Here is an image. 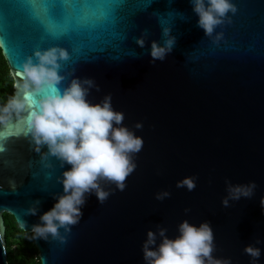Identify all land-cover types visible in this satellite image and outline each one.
Instances as JSON below:
<instances>
[{"label": "water", "instance_id": "1", "mask_svg": "<svg viewBox=\"0 0 264 264\" xmlns=\"http://www.w3.org/2000/svg\"><path fill=\"white\" fill-rule=\"evenodd\" d=\"M231 2L235 13L208 37L190 0H128L107 42L84 50L76 75L93 78L100 88L88 99L99 103L110 93L123 126L143 146L132 154L135 168L123 190L100 181L109 192L103 203L86 194L70 231L33 239L40 264H145L147 232L157 233L159 245L158 230L174 239L183 221L208 222L213 257L231 264H250L244 247L260 240L258 264H264V0ZM164 27L175 42L163 61H153L150 42L163 43ZM137 38L145 40L143 48ZM3 57L14 82L22 56L9 47ZM62 170L55 162L45 168L23 140L0 154V264H9L3 214L32 233L62 194L56 179ZM185 177L195 178L191 191L177 187ZM226 181H253L256 188L224 206ZM162 192L168 195L156 199ZM31 207L36 215L27 214Z\"/></svg>", "mask_w": 264, "mask_h": 264}, {"label": "clouds", "instance_id": "2", "mask_svg": "<svg viewBox=\"0 0 264 264\" xmlns=\"http://www.w3.org/2000/svg\"><path fill=\"white\" fill-rule=\"evenodd\" d=\"M128 0H2L0 2V57L13 47L20 60L14 75V93L0 101V154L23 140L36 153L45 168L57 164L63 169L57 181L62 194L39 217L31 228L32 239L57 237L61 229L79 222L86 194H95L103 203L109 192L100 181L106 180L123 190L125 178L134 170L132 154L143 146V140L126 126L124 114L112 105L111 94L99 103L88 97L99 91L93 78L76 75L77 64L84 50L106 43L114 28L116 15ZM197 25L205 36L213 37L216 29L229 19L236 8L231 0H190ZM163 43L150 42L153 61H163L171 52L174 38L167 27L162 29ZM219 39V34L215 36ZM143 48L145 40L137 38ZM137 128L142 127L136 124ZM67 167L65 168V166ZM195 178L185 177L177 187L195 188ZM2 187V185H0ZM8 187L14 189L11 180ZM256 184L233 185L226 181L229 199L251 197ZM157 193L156 199L167 196ZM31 207L27 214L36 215ZM25 222L21 221L23 226ZM179 235L169 239L164 229L158 230L161 240L156 245L157 233L148 231L142 245L145 264H231L230 258L217 259L213 232L208 222L199 226L183 221ZM261 243L244 247L250 264H258L262 255Z\"/></svg>", "mask_w": 264, "mask_h": 264}, {"label": "trees", "instance_id": "3", "mask_svg": "<svg viewBox=\"0 0 264 264\" xmlns=\"http://www.w3.org/2000/svg\"><path fill=\"white\" fill-rule=\"evenodd\" d=\"M13 94V79L4 57H0V101ZM5 245L9 264H40L33 233L22 231L14 217L4 213ZM16 250V252H15Z\"/></svg>", "mask_w": 264, "mask_h": 264}, {"label": "rangeland", "instance_id": "4", "mask_svg": "<svg viewBox=\"0 0 264 264\" xmlns=\"http://www.w3.org/2000/svg\"><path fill=\"white\" fill-rule=\"evenodd\" d=\"M15 252H16V250H15Z\"/></svg>", "mask_w": 264, "mask_h": 264}, {"label": "flooded vegetation", "instance_id": "5", "mask_svg": "<svg viewBox=\"0 0 264 264\" xmlns=\"http://www.w3.org/2000/svg\"><path fill=\"white\" fill-rule=\"evenodd\" d=\"M13 79V78H12Z\"/></svg>", "mask_w": 264, "mask_h": 264}]
</instances>
